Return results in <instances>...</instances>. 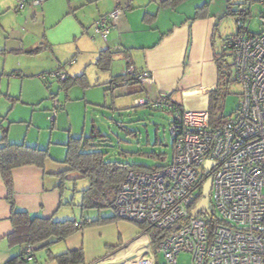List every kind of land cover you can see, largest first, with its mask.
Wrapping results in <instances>:
<instances>
[{
    "label": "crops",
    "instance_id": "crops-1",
    "mask_svg": "<svg viewBox=\"0 0 264 264\" xmlns=\"http://www.w3.org/2000/svg\"><path fill=\"white\" fill-rule=\"evenodd\" d=\"M102 1L104 0H68L67 14L74 11L85 13L94 2H97L95 3L97 9L89 19L86 17L87 22H81V27L92 40L91 44L95 47L97 55L99 54L98 59L104 51L112 53L110 68L105 72L113 71L114 68L116 71L110 74L115 77H112L109 83L112 84L114 79L126 73L124 69L126 70L128 59L132 61L137 72H149L151 75V78L143 83H118L116 86L112 85V88H118L124 94L138 95L139 98L147 97L151 100L159 96H169L172 103L185 110L207 112L210 106V94L216 91L218 86V55L222 48L217 40L220 37L217 16L213 15L210 9L203 10L199 14L196 12L195 15L189 10L182 12L179 6L174 9H164L161 7L164 0H143L144 3L141 6H135L136 0H109L112 5L105 9L102 8ZM52 2L53 0H44L38 8L26 6L23 9L28 10L26 11L28 18H25L24 24L28 28L27 31L34 35L27 47L33 46L32 41H37L36 44H38L41 37L42 40H47L44 23L39 20L38 14L42 12L41 7L43 8L45 3L48 5L50 3L51 6ZM118 4L124 12L112 22L107 39L104 40L102 37L101 39L95 34L94 36L93 28L96 20L112 12ZM136 7L139 8L136 9ZM17 11L22 10H18L17 6ZM86 24L89 26L84 27ZM21 32L19 29H10L9 41L4 45L6 54L15 55L21 62L24 59H38L39 64H43L41 60L47 57L50 63L49 70L51 67V71L54 72L62 70H59L61 63L57 59V51L49 40H47L48 45L42 50L27 49L24 42L30 37ZM220 39L223 43L224 38ZM53 61L57 64L54 70ZM97 69L101 71L98 67ZM82 73L74 74L75 76L67 74V76L71 83H75V86L88 89L91 84L86 77V72ZM84 80H86L85 83ZM59 82L60 88L63 86L61 90H64L66 83L60 80ZM47 87H49L47 89L52 87V81L47 82ZM104 91L106 92L107 89ZM53 93L50 94L51 100L56 98ZM24 97L21 92L20 100ZM6 99L13 104L15 102L9 95ZM67 99L68 95H66ZM14 108L15 106L12 105L7 116L2 119L4 123L8 121V124L0 125L2 131L0 148L4 144L23 145L47 152L43 167L27 165L12 170L13 198L16 207L26 211L32 217L53 218L60 222L77 220L73 214H75V208H80L82 195L76 190L74 184L81 175L73 172L71 167L63 162L67 157L70 140L79 138L73 137L71 128L65 130L66 127H63L66 120L65 113L63 115L58 113L56 121H49L47 119L48 111L50 112L49 103L45 107L46 113L41 115L34 113L28 118L34 124L27 129L22 126L12 127L11 116ZM4 138L5 141H2ZM7 198L8 189L0 173V264L6 263L21 250L19 247H11L7 240L13 232L12 209ZM132 228L130 229L122 222L96 225L78 231L65 241L52 244L49 250L54 255H58L66 251L83 249L85 264H140L142 257L147 255L148 251L150 252L151 244L146 247V250L132 247L142 236L147 237L145 246L150 242L148 235L143 234L140 229ZM53 241L52 239L37 246L42 247L35 253L40 262L47 259V249L43 247ZM119 244L122 246L118 251L110 250ZM121 253L124 254L120 255ZM44 264L57 263L49 261Z\"/></svg>",
    "mask_w": 264,
    "mask_h": 264
},
{
    "label": "built area",
    "instance_id": "built-area-1",
    "mask_svg": "<svg viewBox=\"0 0 264 264\" xmlns=\"http://www.w3.org/2000/svg\"><path fill=\"white\" fill-rule=\"evenodd\" d=\"M244 0L237 13L240 30L224 39L222 50L233 60V71L241 86L237 109L218 128L210 126L207 112H191L176 106L168 96L155 100L140 97L138 107L165 109L173 114L169 131L173 136V158L156 171L130 170L119 186L115 214L121 220L167 232L164 240L143 256L140 264H179L188 254L190 264H264V0L261 31L241 29ZM44 0H20L18 10L38 8ZM124 10L120 5L94 24V34L104 40L112 22ZM126 74L139 83L151 78L137 72L130 59ZM64 70L41 75L40 79L67 80ZM49 114L56 121L60 102L53 98ZM119 126H121L119 124ZM214 163L208 176L205 168ZM212 178L210 202L213 217L203 210L192 216L203 198V186ZM219 223L210 228V221ZM32 256L35 248L27 246Z\"/></svg>",
    "mask_w": 264,
    "mask_h": 264
},
{
    "label": "rangeland",
    "instance_id": "rangeland-1",
    "mask_svg": "<svg viewBox=\"0 0 264 264\" xmlns=\"http://www.w3.org/2000/svg\"><path fill=\"white\" fill-rule=\"evenodd\" d=\"M17 2L19 1L0 0V125L4 123L2 119L7 116L14 105L15 108L12 110L11 116L12 127L22 126L28 129L31 124H34L28 119L34 113L36 115L46 113L45 107L49 103L51 111L53 100H51L50 94L54 92L53 94L60 102L58 113L66 115V120L63 123V127H66L65 130L71 128L73 137L79 139L82 137L85 140L92 135V129L95 127L97 133L94 143L97 150L105 153L107 161L119 162L128 166H144L145 168L160 167L170 163L173 158L174 138L169 128L173 114L167 110L138 107L135 103L139 99L138 95L121 93L120 89L112 88L113 84L109 83L111 78L115 77L110 74L116 71V68L110 72H103L96 67L99 54L97 55L95 52V47L91 44L92 40L85 34L86 31L81 27V22H87L86 17L89 19L97 9L95 6L97 2H94V6L92 5L85 13L74 11V13L67 14L68 0H53L51 6L50 3L49 5L45 3L43 8L41 7L42 12L38 14L39 20L44 23L47 40L57 51V59L61 63L59 70H64L70 76L85 71L91 84L90 88L83 89L75 86V83H69L64 86V90H61L63 86L60 88L57 78L40 79L41 75H49L54 72L51 71L52 67L50 70L48 69L50 63H48L47 57L41 60L43 64H39L38 59H24L21 62L16 59L15 55L11 56V53H5L4 45L9 41L8 36L11 28L12 30L19 29L22 31L21 34L25 33L27 37H30L24 42L27 49L40 48L42 50L48 45L47 40H42L41 37L38 44H36L37 41H32L33 46L27 47L34 35L27 31L28 28L24 24L25 18H28L26 13L28 10L17 11L19 4ZM143 3V0H136L134 4L141 6ZM242 3L244 0H184L179 7L182 12L189 10L193 15L197 11L202 12L210 9V12L218 18L220 37L217 40L221 48L220 38L226 39L240 30L237 25V13ZM109 5H112L109 0L102 1V8L105 9ZM245 7L248 8L250 14L242 16L241 29H248L249 32L257 34L261 31L259 19L263 9L261 0H252ZM28 21L30 20L28 19ZM88 26V24L84 25V27ZM95 35L101 38L100 35ZM220 51L222 52V48ZM226 62L233 64L232 57L227 56ZM56 66L57 64L54 63L53 70ZM53 79L56 80L53 81ZM48 81H52L50 89H47L49 88L47 87ZM83 82L85 83L86 80ZM99 84L102 86H98ZM105 89H107L106 92ZM21 92L25 96L22 100L19 98ZM7 95L14 99V104L6 99ZM66 95H68L67 100ZM240 98L241 86L237 82L231 83L223 100L224 116H230L237 109ZM48 114H50L49 111ZM48 114L47 119L49 120ZM5 123L8 124V121ZM5 123L4 125H6ZM0 134H2L1 129ZM75 183L74 187L80 195L89 186V180L81 176L76 179ZM73 216L77 220H81L82 217L85 220H95L100 216H115V210L113 208L101 210L75 208ZM116 222H122L130 229L132 227V229H139L134 222L117 218L112 223ZM146 240L147 237L142 236L132 247L146 250V247L151 244L148 242V245L145 246ZM132 247L130 248L132 249ZM150 251L155 254L156 248L151 246ZM157 261L158 264H163V256L158 255ZM179 264H190V256L181 254Z\"/></svg>",
    "mask_w": 264,
    "mask_h": 264
},
{
    "label": "trees",
    "instance_id": "trees-1",
    "mask_svg": "<svg viewBox=\"0 0 264 264\" xmlns=\"http://www.w3.org/2000/svg\"><path fill=\"white\" fill-rule=\"evenodd\" d=\"M183 2L184 0H164L161 7L164 9H174ZM197 14H199L198 11ZM197 14L196 17L198 16ZM248 14H250L249 10L248 13L243 14V16H248ZM218 56V86L216 91L210 94V106L208 109L210 126L212 128H218L224 123L226 116L223 115V100L226 95V90L231 83L237 82L233 71V65L226 62V57L230 55L222 50ZM111 62L112 53L110 51H104L100 54L96 65L101 71L105 72L109 70ZM125 82L139 83L125 73L114 79L112 84L116 86L118 83ZM65 83L66 85L69 83L71 84L69 77H67ZM96 133L97 130L93 127L92 135L89 138L85 140L83 138L72 140L68 145L67 157L63 163L69 165L72 171L79 173L82 178L89 180L88 188L82 191V201L80 204L82 210H101L106 208H113L115 210V199L119 186L130 170L156 171L162 166L145 168L144 166H128L119 162L107 161L105 153L97 150L94 143L96 140ZM2 141H5V138ZM46 158L47 152L37 148L10 144H4L0 148V173L8 189L7 202L12 209L11 223L13 232L8 236L7 240L11 247H19L21 249L18 255L12 257L4 264H44L49 261H54L57 264H85L83 249L66 251L54 255L49 250V247L54 243L65 241L78 231L96 225L110 224L118 218L115 214V216L112 217L100 216L95 220H85L82 217L79 221L65 220L60 222L53 218L45 219L42 217H32L26 211L19 210L13 198L12 170L27 165L43 167ZM218 223V221L212 219L210 221V228L212 229ZM137 226L143 234L149 236L151 246L154 248H156L167 235V232L154 227H148L143 224H137ZM52 239L54 240L53 242L43 247L47 249V259L40 262L36 258L35 253L42 247L38 248L37 246ZM27 246L35 248L32 256L26 253L25 248ZM121 246L122 244L111 248V250L118 251Z\"/></svg>",
    "mask_w": 264,
    "mask_h": 264
},
{
    "label": "water",
    "instance_id": "water-1",
    "mask_svg": "<svg viewBox=\"0 0 264 264\" xmlns=\"http://www.w3.org/2000/svg\"><path fill=\"white\" fill-rule=\"evenodd\" d=\"M214 163L208 162L205 168V175L210 174V170L213 167ZM212 187V178L208 177L207 181L203 186V198L198 203L196 209L193 211L192 216H196L199 212L205 210L208 212L209 217H213V206L210 202V191Z\"/></svg>",
    "mask_w": 264,
    "mask_h": 264
}]
</instances>
